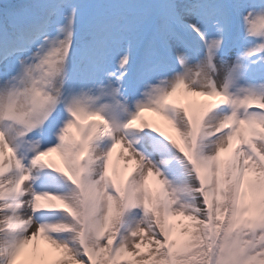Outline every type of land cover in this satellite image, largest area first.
Here are the masks:
<instances>
[{
    "label": "rangeland",
    "instance_id": "obj_1",
    "mask_svg": "<svg viewBox=\"0 0 264 264\" xmlns=\"http://www.w3.org/2000/svg\"><path fill=\"white\" fill-rule=\"evenodd\" d=\"M262 85L264 0H0V264H264V234L231 221L239 198L248 220L264 213V119L254 118L264 111L250 102H264L256 95ZM179 86L191 95L187 104L178 103ZM212 90L238 97L239 129L251 128L252 141L238 130L240 138L223 145L222 122L207 129L212 113L229 110L227 102L197 99ZM156 103L169 117L170 109L180 112L189 148L210 142L213 155L211 196L200 182L189 198L198 194L202 206L194 203L180 219L161 215L144 166L127 172L117 162L113 176L103 168L102 197L93 196L87 153L101 139L109 147L121 140L151 171L165 172L174 211L182 207L187 198L162 158L185 175L194 155L152 122L136 127L145 109L167 121ZM75 107L100 126L88 131L73 120L68 108ZM60 138L71 160L58 149ZM38 234L55 244L40 255L21 242Z\"/></svg>",
    "mask_w": 264,
    "mask_h": 264
},
{
    "label": "bare ground",
    "instance_id": "obj_2",
    "mask_svg": "<svg viewBox=\"0 0 264 264\" xmlns=\"http://www.w3.org/2000/svg\"><path fill=\"white\" fill-rule=\"evenodd\" d=\"M221 73H224L226 75L225 72H221ZM226 78H229V76L226 75ZM222 84H224V83H222ZM190 87H192V86H190ZM181 91H182L183 96L187 97L186 102H185V104H187L189 97L191 95L188 96L185 91L181 90L180 86L177 90L178 103L180 105ZM5 93L6 94H4V92H3L1 95H3V96L7 95L8 91H5ZM256 95L264 97V85L261 86L260 92L256 93ZM172 96H174V94ZM172 96H168V97H169L170 101L173 102L172 104L174 105L175 103L173 101ZM199 96L200 95L196 96L197 99ZM235 97L236 96L228 95V97L226 99V97L221 94L220 99L217 101L216 105L217 104L223 105V104H226V102H227L226 105H228L229 110L222 108L220 110V112L212 113L205 121L207 129H209L211 132H213L215 130L214 128H216V126L218 125L219 122H222V127H223L227 121H229V120L233 121L231 128L228 130H225L224 136L221 138L223 145L230 144L231 141L232 142L236 141L235 139H233V136H239L238 134H236V132L238 130H240L239 129V121H237V119H236V114H237L238 109L241 105V102L239 101L238 97H236V98ZM255 98L257 100L260 99L257 97H255ZM149 99H152V97L150 96ZM205 99H207V98L205 97ZM207 100H204L203 103L205 102L208 105L212 104L210 101H207ZM199 101H201L200 98H199ZM149 102L151 103V101H149ZM250 102L255 103V104L260 103V104L264 105V102H259L256 100H251ZM154 105L159 107L158 109H160L166 115L165 110H168V107H165L159 103H156ZM144 106H149V105H144ZM241 107H243V105H241ZM88 109H90V108H88ZM256 112L260 113L258 111H256ZM88 113H90V112L88 110H86L82 116H87ZM170 114H171L170 117L166 115V117H167V121H166L165 119L160 118V116L159 117L158 116H154V117L152 116L151 117V113L149 112V110L145 109L142 111V115L139 116L141 119L139 122H136V127H138V128L143 127L144 124L148 121L152 122L156 126L158 125L161 128V131L169 139H171L175 144L179 145L180 147H182L184 149L189 148V144L192 146L193 142H191L189 140V137L187 135V130L185 128H183L184 123H183L182 115L177 110L174 111L171 109H170ZM228 114L234 115L232 117H234L235 119L225 118V120H222V118H224ZM261 115H263V114H261ZM254 118L256 121H258V119H264V115L261 117L256 115V116H254ZM141 120H143V121H141ZM168 121L171 122L173 125H171ZM256 121L254 122L255 125H256ZM176 125L179 127L180 130H178L176 128ZM97 126H100V124H98L96 121H94V119L90 122V124L86 125V127L88 128V131H91L93 128H95ZM70 130H71V128L68 125V128L66 129V134L69 133L71 135ZM142 133H144L143 130L141 131V134ZM240 133H241L242 137H245L248 140V143L250 141H252L254 139V136H255L253 131L251 130V128H248V126L246 128H243V129L241 128ZM1 138L4 139V136L2 135ZM239 138H240V136H239ZM65 139L67 140V139H69V137L66 136ZM65 139L60 138V141L58 142L57 147L62 152V154L65 156V158L67 157L66 159L71 160V150H70L69 146L64 143ZM215 140L216 139H214L213 142ZM196 144L198 145V142ZM209 144H210V142H204L201 144L199 143V145L196 149H193L191 147L189 148L191 155H194V156H192V159L195 160V163L191 167L192 171H189V173H186L185 175H183V173H181L177 169H175V166L173 164L174 162L171 161V158H169V157L162 158V160L165 161L164 166L166 168V171L168 169V171H170L177 178V180L179 181V184H180L179 187H180L181 191L184 192L185 199L187 198L186 200H183L185 203L183 202L182 207L178 211L175 212L174 208H173V200L171 199V195L168 193V185L166 182L167 179L165 177H163V174H165L164 171L163 172L162 171L161 172L160 171H151L150 165L144 164V162H145L144 159H141L140 157H138L136 153L134 155V151L132 150V148L129 145H127L125 143V141L120 140L117 145H114V146L110 145V147H109L108 143H106V141L104 142V140L101 139L99 144L98 143L95 144L94 148L91 150V152L87 153V156L92 157V171L90 173V181L92 183L93 196L95 197L96 200H98L102 197V188L99 186L98 173H99V171L102 173L103 168H104L103 169L104 172H106V176L109 173V171L111 172V175L113 176L114 175V167H116V164H118L117 162L124 161L126 163L125 169L127 172L136 170L140 166H144V168L146 170H149L147 180L149 178V186L148 187H149L150 194L157 198L161 215L163 217L169 219V216L171 214H173V215L176 214V216H179V219H180L183 212H187L193 206L194 203H196L195 204L196 206H199V207L202 206V201L199 198L198 194H196V193L193 194L194 199L189 198V197H191L192 191L194 192V191L199 190L200 182L204 183V185L206 186V195L208 193V195L211 196V194L213 192L212 189L215 186V180H214V177L208 176L210 174V171H211V164H212L211 160L213 159L212 152L208 146ZM53 153H54V151H53ZM2 157H4L3 153H2ZM7 159L9 160V158H7ZM8 160H5L6 165L8 162L10 163V161H8ZM39 166L40 165H37L34 168V170L36 171V174H39ZM63 168L65 169V171L67 173H70V169H69L68 164L63 165ZM24 169H25V166H24ZM13 175H15V174L13 173ZM193 175H198L199 180L196 181ZM137 176H138V174H135L134 181L137 178ZM3 180H4V182H6L8 180V178L3 177L1 181H3ZM26 186H27L26 183L22 184V186L20 188L21 192L25 191ZM187 192H189L190 196L187 195ZM59 195L64 197L65 199L68 198L67 194H65V193L64 194L61 193ZM39 197L41 198V199H39V200H41V202H43L44 199L46 201L47 194H44V195L40 194ZM21 199L23 200L22 201V210H23V209L27 208V205H26V202L23 199V197H21ZM211 202H212V200H211ZM22 210H19V212ZM24 221H25V219H23V218L20 219L19 223H20V225L22 224V226L19 227V230H22L24 228ZM28 224L26 226H28ZM34 232L37 233L36 231H34ZM15 238H17L18 240L22 239L21 237H14V239ZM37 238H38V240H37ZM43 239L38 234V236L36 235L34 242L32 241V239H29L27 237L24 238L23 240H21V242L25 243V245L27 244L28 247L30 246V249H35L34 250L35 253L40 255V254H42V250L43 251L46 250L44 248H47V250L52 249L55 245L53 241L47 240V242H46L45 238H43ZM38 242H39V245H38ZM67 248H69V247H67ZM72 249L75 250V254H77V253L81 254L79 247L76 249L75 248H72Z\"/></svg>",
    "mask_w": 264,
    "mask_h": 264
},
{
    "label": "trees",
    "instance_id": "obj_3",
    "mask_svg": "<svg viewBox=\"0 0 264 264\" xmlns=\"http://www.w3.org/2000/svg\"><path fill=\"white\" fill-rule=\"evenodd\" d=\"M19 30H23V26L21 24H17ZM2 36L3 38H11L10 31H6L4 28ZM7 33V34H6ZM2 40V39H1ZM3 41V40H2ZM131 204H128L127 207L129 208ZM246 206L243 203L238 202L234 203L233 205V214H232V226L234 228L241 229L242 232L249 231L252 228H256L255 230H260L261 234H264V213H257V216L254 220L250 221L247 219V213L245 211ZM88 215L91 216L93 212V206L91 204L88 205ZM254 255L248 254L247 257H253ZM257 258L258 255H256Z\"/></svg>",
    "mask_w": 264,
    "mask_h": 264
}]
</instances>
